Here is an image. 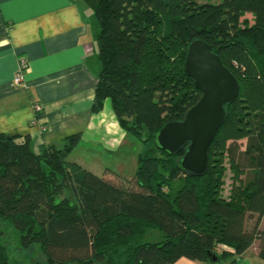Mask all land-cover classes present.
Returning <instances> with one entry per match:
<instances>
[{
  "label": "trees",
  "instance_id": "trees-1",
  "mask_svg": "<svg viewBox=\"0 0 264 264\" xmlns=\"http://www.w3.org/2000/svg\"><path fill=\"white\" fill-rule=\"evenodd\" d=\"M85 1L100 66L92 112L109 100L119 127L147 149L131 179L103 178L68 161L80 134L38 154L29 137L1 134L0 224L19 234L21 249L39 246L46 264L234 263L254 242L264 261V0ZM195 40L239 85L202 176L178 166L186 147L169 156L155 144L201 97L184 73ZM147 230L163 237L144 242ZM5 254L0 264H31Z\"/></svg>",
  "mask_w": 264,
  "mask_h": 264
},
{
  "label": "crops",
  "instance_id": "crops-1",
  "mask_svg": "<svg viewBox=\"0 0 264 264\" xmlns=\"http://www.w3.org/2000/svg\"><path fill=\"white\" fill-rule=\"evenodd\" d=\"M94 25L93 5L85 0H0V135L29 137L38 154L42 147L61 148L68 136L80 134L68 158L78 152L83 162L68 161L110 178L120 169L118 161L99 167L98 159L127 154L124 148L137 140L119 127L109 100L99 113L92 112L100 71ZM20 58L28 69L23 85L15 86ZM36 103L43 107L40 114L34 111ZM247 222L250 231L254 223ZM253 246L258 256V242ZM251 247L234 263L180 258L173 264H264L246 259Z\"/></svg>",
  "mask_w": 264,
  "mask_h": 264
},
{
  "label": "water",
  "instance_id": "water-1",
  "mask_svg": "<svg viewBox=\"0 0 264 264\" xmlns=\"http://www.w3.org/2000/svg\"><path fill=\"white\" fill-rule=\"evenodd\" d=\"M184 73L192 79L201 97L181 121L161 127L155 144L169 156L186 147L178 166L193 176H202L207 169L209 148L225 122L226 107L238 98L239 85L211 46L202 40L189 44ZM211 262L220 263L216 257Z\"/></svg>",
  "mask_w": 264,
  "mask_h": 264
},
{
  "label": "rangeland",
  "instance_id": "rangeland-1",
  "mask_svg": "<svg viewBox=\"0 0 264 264\" xmlns=\"http://www.w3.org/2000/svg\"><path fill=\"white\" fill-rule=\"evenodd\" d=\"M203 2L205 1H211V2H219L220 0H202ZM242 19H247L249 24L252 23L251 21V15L245 14ZM133 147H130L129 145L124 148V150L128 151L127 154H118L116 158H112L111 156L105 157V159H98V166L104 165V163L109 164L108 167L112 166L114 167V164L116 161H118V166H120V169H118V172H115L114 175L119 176L122 179H131L137 168H138V161H139V154H143L147 147L140 143L139 141L133 140ZM140 155V156H141ZM85 157V156H84ZM104 158V157H103ZM70 161H78L81 162L83 159L82 154H78V152H75L72 156L68 158ZM83 162V161H82ZM110 162V163H109ZM134 164V165H133ZM133 165V166H132ZM114 169V168H112ZM115 170V169H114ZM114 179V178H113ZM224 186L222 187V194L224 196L228 195L229 192V187L231 184V175L229 172L225 174V179H224ZM179 185L178 182H174V186ZM249 222V220H248ZM247 222V223H248ZM254 219H251V222L249 224H253ZM163 237V233L160 230H147L144 237L143 241L144 242H158L161 240ZM20 236L18 233H16L11 227L7 226L6 224H0V261L3 260L6 257L5 251L9 250V252H13L14 255H18L22 258L23 261H27L28 263L31 262V264H46V257L42 254L39 246H30L28 249L23 250L20 247ZM255 246L251 247L250 252L246 259L249 262H255V261H261L262 263L263 260H261L257 254L255 253ZM246 260V261H247ZM250 264H255V263H250Z\"/></svg>",
  "mask_w": 264,
  "mask_h": 264
},
{
  "label": "built area",
  "instance_id": "built-area-1",
  "mask_svg": "<svg viewBox=\"0 0 264 264\" xmlns=\"http://www.w3.org/2000/svg\"><path fill=\"white\" fill-rule=\"evenodd\" d=\"M28 69V62L25 58H20L18 61V70L13 78V84L15 86H21L23 85V74ZM34 111L36 114H40L43 111L42 105L39 103H36L34 105Z\"/></svg>",
  "mask_w": 264,
  "mask_h": 264
}]
</instances>
